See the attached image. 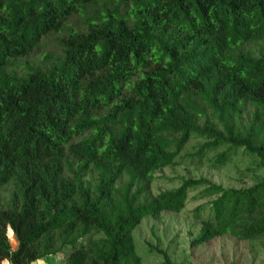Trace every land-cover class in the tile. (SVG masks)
<instances>
[{"label": "trees", "instance_id": "trees-1", "mask_svg": "<svg viewBox=\"0 0 264 264\" xmlns=\"http://www.w3.org/2000/svg\"><path fill=\"white\" fill-rule=\"evenodd\" d=\"M195 137L264 168V0H0V264H142L137 226L197 188L193 246L264 238V177L153 193Z\"/></svg>", "mask_w": 264, "mask_h": 264}, {"label": "rangeland", "instance_id": "rangeland-1", "mask_svg": "<svg viewBox=\"0 0 264 264\" xmlns=\"http://www.w3.org/2000/svg\"><path fill=\"white\" fill-rule=\"evenodd\" d=\"M52 46V43L48 44L49 49ZM202 140L193 138L177 157L178 164L155 174L153 193L178 186L186 177H207L225 186L236 187L250 186L264 177V168L257 167L255 158L242 148L224 166L213 167L215 152L203 156L197 154ZM201 189L190 191L182 211H163L159 218L147 216L137 226L134 237L142 264H164L160 249L167 250L177 264H264V238L239 240L225 235L205 244H191L201 227V222L195 217L196 209L200 205L207 207L213 198L198 196ZM205 213V210L200 211L201 215ZM11 237L13 242L17 241L12 232Z\"/></svg>", "mask_w": 264, "mask_h": 264}, {"label": "crops", "instance_id": "crops-1", "mask_svg": "<svg viewBox=\"0 0 264 264\" xmlns=\"http://www.w3.org/2000/svg\"><path fill=\"white\" fill-rule=\"evenodd\" d=\"M11 239H12L11 241H12L13 248H16L17 247V244H18L17 241L13 242V238L12 237H11ZM60 258H61V255H57L55 257L54 256H46L44 259L39 260V262H42V264H51L52 262L57 261ZM1 264H12V263L10 262L9 259H5V260H3L1 262ZM33 264H36V262L33 263Z\"/></svg>", "mask_w": 264, "mask_h": 264}, {"label": "clouds", "instance_id": "clouds-1", "mask_svg": "<svg viewBox=\"0 0 264 264\" xmlns=\"http://www.w3.org/2000/svg\"><path fill=\"white\" fill-rule=\"evenodd\" d=\"M36 264H42V262H39V261H38V262H36Z\"/></svg>", "mask_w": 264, "mask_h": 264}]
</instances>
